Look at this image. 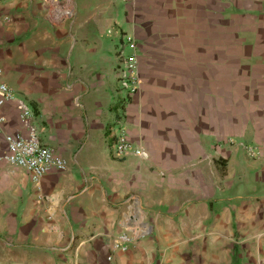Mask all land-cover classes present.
<instances>
[{"label": "crops", "instance_id": "0c3cea01", "mask_svg": "<svg viewBox=\"0 0 264 264\" xmlns=\"http://www.w3.org/2000/svg\"><path fill=\"white\" fill-rule=\"evenodd\" d=\"M0 81V264H264V0H0ZM21 104L66 170L7 162Z\"/></svg>", "mask_w": 264, "mask_h": 264}, {"label": "built area", "instance_id": "2783aa9c", "mask_svg": "<svg viewBox=\"0 0 264 264\" xmlns=\"http://www.w3.org/2000/svg\"><path fill=\"white\" fill-rule=\"evenodd\" d=\"M136 48V40L133 35L123 34L120 46L117 49L118 58V81L120 91L127 97H132L140 88L141 79L137 69L135 55L129 51ZM15 98L14 90L5 82L0 81V108ZM20 109L25 125L30 132L25 135L14 133L6 136L8 150L5 154L7 162L28 170L35 181L41 178L51 169L66 170L68 161L61 155L56 154L50 147L41 142L38 132L32 127L31 121L34 114L28 105L21 104ZM1 120V119H0ZM113 137L112 148L116 156L122 157L134 154L142 159L149 157V152L139 146H135L128 137V132L120 119L111 128ZM248 153L253 154V148L248 147ZM117 247L126 250L133 243V239L127 233H121L116 239Z\"/></svg>", "mask_w": 264, "mask_h": 264}, {"label": "rangeland", "instance_id": "374dc122", "mask_svg": "<svg viewBox=\"0 0 264 264\" xmlns=\"http://www.w3.org/2000/svg\"><path fill=\"white\" fill-rule=\"evenodd\" d=\"M120 43H121V40H120V39H118V45H117V46H120Z\"/></svg>", "mask_w": 264, "mask_h": 264}]
</instances>
